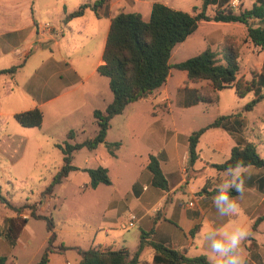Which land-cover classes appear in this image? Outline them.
<instances>
[{
	"label": "crops",
	"instance_id": "crops-1",
	"mask_svg": "<svg viewBox=\"0 0 264 264\" xmlns=\"http://www.w3.org/2000/svg\"><path fill=\"white\" fill-rule=\"evenodd\" d=\"M96 1L75 0L70 3L61 0L60 5L56 1L52 4L54 9L49 18L44 21L43 16L35 10L37 0H0V71L22 64L14 76L0 75V106L2 96H15L11 103L14 110L8 118L13 116L15 119L16 114L35 108H40L44 115L40 128H27L16 122L22 131L37 129L43 133L50 130L56 133L59 130L64 141L71 130L85 131L88 124L96 122L94 111H104L113 101L109 79L97 71L98 66L104 63L103 53L112 18L120 12H138L148 20L153 4L157 2L183 11V6H186L185 0H106L97 11L87 8L82 16L65 21L81 5H93ZM193 4H188L191 11L197 7ZM173 70L164 86L148 98L129 104L122 114L111 121L109 131L114 119L126 115L133 107L132 115L127 118V127L135 142L130 151L132 160L125 159L122 154L125 147L122 138L111 142L108 140L109 134L107 143H121L116 157L108 153L106 143L93 151L88 150L99 156L98 166L109 170L111 185L100 184L96 189H91L88 173L81 170L71 172L63 180L70 179L76 173L88 175L83 190L106 193L99 201L103 213L96 227L88 231H73L90 234V248L127 249L134 253L141 233H151V240L188 257L205 255L208 258L205 233L210 228H230L233 224H240L249 232L242 245L245 264H264V218L255 227L256 221L264 216V168L245 167L244 191L231 195L239 204L238 215H222L213 203L216 190H219L224 179V171H218L214 165L225 163L233 147L244 139L248 140L241 134L244 126L243 107L228 114L230 117L219 127L205 131L196 147L197 158L191 163L189 137L197 129L179 131L173 114L176 107L187 111L201 106L203 102L196 97V90L201 84L190 81L187 73L182 71L175 81L176 89L171 90L169 85L174 79ZM144 101L151 104L149 112H144L139 104ZM147 115L150 116L148 122ZM166 115L171 117L172 124L165 120ZM3 116L0 107V165L7 163L11 174L17 169L15 166L31 142L19 134L20 128L16 124V132L8 131V119L4 121ZM70 142L75 143V140ZM57 144L61 143L54 141V146L57 147ZM98 149L101 150L99 154ZM151 156L157 157L160 162L168 182L167 190L152 186V174L148 169ZM138 157L143 163L136 168L134 165H138L135 163ZM123 159L129 163L120 164ZM204 187H207L206 191ZM48 204L46 207L51 208ZM9 212L0 218L4 219L5 226V231L0 232V248L5 253L0 252V257L7 258L5 264H14L4 243L11 244L7 239L9 236L19 243L25 232V228H20L22 221L27 219L29 222L30 217L11 209ZM129 214L137 218L133 227L127 223ZM147 250L151 252L150 259H145ZM154 256V250L146 247L141 259L146 264H157Z\"/></svg>",
	"mask_w": 264,
	"mask_h": 264
},
{
	"label": "trees",
	"instance_id": "trees-1",
	"mask_svg": "<svg viewBox=\"0 0 264 264\" xmlns=\"http://www.w3.org/2000/svg\"><path fill=\"white\" fill-rule=\"evenodd\" d=\"M106 0H97L93 5L83 4L80 8L69 14L65 21L80 17L87 8L97 11ZM231 0H202L201 9L194 8L192 12L170 7L164 3H154L148 20L138 12H120L111 20V26L103 53V64L97 71L109 79V87L113 94V101L102 110L94 111V119L98 129L96 134L82 142L71 143L76 139V131L67 134V140L57 147L63 154V164L53 177L51 183L44 189L42 196H51L57 185L61 184L69 174L80 168L73 164L74 153L86 148L93 151L101 144L106 143V148L112 157L120 148V142L107 143L106 138L111 128L112 119L124 112L125 108L140 99L148 98L155 91L167 83L172 69L185 71L190 81L195 83L207 82V90L198 88L196 97L203 103H217L218 92L233 88L239 98H244L253 93L254 98L245 106L244 110L251 112L264 101V65L260 74H254L251 80L239 78L238 52L233 46H228V54L221 59L219 53L207 46L201 53L184 61L171 63L174 49L194 34L201 22L240 23L246 26V37L253 45L264 50V0H256L252 7L236 12L230 6ZM210 6H216L213 16L207 14ZM22 64L1 70L0 75L14 74ZM204 90V91H203ZM230 115L216 118L207 127L194 131L189 137L190 162L196 156V147L206 130L219 127ZM17 122L27 128H40L43 125L44 115L40 108L18 113L15 115ZM237 161L245 167L253 166L264 168V158L261 156L254 142L243 140L233 147L229 159L221 164L214 165L218 171H224L229 166H234ZM148 169L152 174V186L162 190L168 189V182L163 174L157 157L151 156ZM90 177L89 187L96 189L100 184L111 185L109 170L103 166L83 169ZM204 191L207 187L203 188ZM218 190H216V193ZM234 189L230 195H237ZM0 202L16 213L30 210V217L46 221L50 234L48 246L43 251L38 264H49L50 255L63 250V245L56 247L55 223L51 217L39 215L35 205L14 206L0 189ZM260 217L255 227L263 220ZM23 224L27 223L24 219ZM151 233H141L140 243L134 253L127 249L114 250L112 248L95 247L86 250L78 249L80 261L78 264H146L141 256L146 247L154 250V260L157 264H209L205 255L188 257L178 250L150 239ZM11 244L15 239L7 238ZM6 257H0V264H5Z\"/></svg>",
	"mask_w": 264,
	"mask_h": 264
},
{
	"label": "rangeland",
	"instance_id": "rangeland-1",
	"mask_svg": "<svg viewBox=\"0 0 264 264\" xmlns=\"http://www.w3.org/2000/svg\"><path fill=\"white\" fill-rule=\"evenodd\" d=\"M56 1L60 5L61 0H37L35 10L43 16L44 21L49 18V14L54 9L52 4ZM68 1L72 3L75 0ZM255 1L231 0L229 4L236 12H239L240 10L251 8ZM191 2L198 7V11L201 9L202 0H185L186 6H183L185 11L192 12V8L188 6ZM215 10L216 6H210L207 14L213 16ZM207 46L217 51L221 59L228 54L227 47L233 46L239 55V78L243 77L246 80H251L254 74H260L262 71L264 50L256 47L247 39L246 26L240 23L201 22L198 30L174 49L171 63L175 64L193 57L204 51ZM180 73L183 72L176 69L173 70L174 79L169 85L171 90L176 89L177 82L175 83V81L178 80V74ZM200 84L198 88L207 90V82H200ZM1 91L3 94L2 89ZM252 98H254L253 93L244 98H239L233 88L224 89L218 92L217 103H202L200 107L187 111L176 107L173 120L177 125V129L181 132L190 129L198 130L200 127L212 123L219 116L231 114L233 111L236 112L243 107L244 126L241 129V134L257 145L259 153L264 158V101L259 103L253 111L247 112L244 110V106ZM15 99V96H2L0 107L4 113L3 119L4 121L8 119V131L16 132L14 128L16 125L19 126V134L29 138L31 143L26 148L23 158L15 166L17 169L11 174L9 173L11 168L8 167L7 163L0 165L2 168L0 170V189L12 204L18 205L16 207L27 204L35 205L37 214L53 219L56 228L54 229L56 233L54 245L56 247L63 245L64 249L54 251L50 255L49 264H78L80 259L78 249H89L92 236L88 233L78 234L73 230L88 231L96 227L97 221H99L103 213L101 212L102 205L99 201L106 196V193L103 191L94 193L91 189L83 190L88 181V175L76 173L70 179L65 180L62 185H57L54 195H51L50 198L42 196L41 192L50 184L52 178L56 175L55 173H57V168L62 164V152L58 147L54 146V141H59L62 144L65 138H63L59 130L56 133H53L52 130L43 133L37 129H25L27 131H22L13 116L8 118L9 113L14 110L11 103ZM139 104L144 112L151 110L149 101ZM23 107H25V104H23ZM132 108L126 115H121L114 119L112 129L108 133L109 141L112 142L119 138L124 141L125 147L122 154H124L125 159H131L130 151L135 144L127 127V118L132 115ZM147 119V122L150 121L149 115H147ZM165 120L169 124L173 122L168 115L165 116ZM97 129L96 122L88 124L85 127V131L76 132L78 134L75 142H81L93 137ZM100 149H98L97 154L100 153ZM74 156L73 163L82 172H85L82 170L83 168L99 167V156L89 152L87 149L80 150ZM125 159L120 164H128L129 162ZM135 163L138 165H134V167L139 168V164H142L143 160L138 157ZM8 173L11 177H9ZM48 202L51 208L46 207ZM7 213H10L9 208L7 209L5 204L0 202V218ZM22 213L26 217H30V210L25 209ZM3 220L0 219V232L5 231ZM27 223L20 226V228H25V232L21 235L19 243L15 242L10 244V246L9 243L3 242L9 248V257L14 261V264H38L42 252L48 246V235L50 234L47 230L46 221L30 217ZM0 252L5 253V250L2 249ZM150 253L147 250L145 259L151 258Z\"/></svg>",
	"mask_w": 264,
	"mask_h": 264
},
{
	"label": "clouds",
	"instance_id": "clouds-1",
	"mask_svg": "<svg viewBox=\"0 0 264 264\" xmlns=\"http://www.w3.org/2000/svg\"><path fill=\"white\" fill-rule=\"evenodd\" d=\"M244 173L245 166L240 161L224 170V179L213 200L214 206L222 215L232 217L239 214V204L230 192L234 189L243 193ZM248 235L247 228L240 224H233L230 228H210L204 236L209 264H245L242 245Z\"/></svg>",
	"mask_w": 264,
	"mask_h": 264
},
{
	"label": "built area",
	"instance_id": "built-area-1",
	"mask_svg": "<svg viewBox=\"0 0 264 264\" xmlns=\"http://www.w3.org/2000/svg\"><path fill=\"white\" fill-rule=\"evenodd\" d=\"M137 221V218L134 214H129L127 217V223L129 227H133Z\"/></svg>",
	"mask_w": 264,
	"mask_h": 264
}]
</instances>
